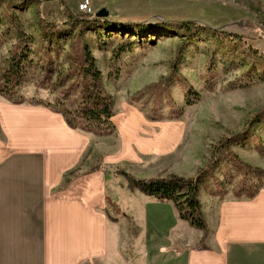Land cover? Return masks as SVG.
Segmentation results:
<instances>
[{
    "label": "rangeland",
    "instance_id": "obj_1",
    "mask_svg": "<svg viewBox=\"0 0 264 264\" xmlns=\"http://www.w3.org/2000/svg\"><path fill=\"white\" fill-rule=\"evenodd\" d=\"M86 1L90 12L79 8ZM102 9L108 17H97ZM13 17L31 40L21 84L7 86L1 78L18 38ZM41 22L57 41L47 40ZM188 22L196 25L190 32L181 25ZM80 46L90 49L114 100L115 130L84 132L92 145L78 173L105 177V212L127 239H149L153 220L173 214L174 228L183 220L171 202L131 190L121 171L192 178L212 164L200 191L206 205L264 190V0H0V90L7 87L0 98L63 109L65 91L80 83L68 74ZM225 138L229 147L212 158Z\"/></svg>",
    "mask_w": 264,
    "mask_h": 264
},
{
    "label": "crops",
    "instance_id": "obj_2",
    "mask_svg": "<svg viewBox=\"0 0 264 264\" xmlns=\"http://www.w3.org/2000/svg\"><path fill=\"white\" fill-rule=\"evenodd\" d=\"M89 139L44 106L0 98V264H264V190L208 205L200 194L204 248L173 214L149 239H127L105 212V177L78 173Z\"/></svg>",
    "mask_w": 264,
    "mask_h": 264
},
{
    "label": "trees",
    "instance_id": "obj_3",
    "mask_svg": "<svg viewBox=\"0 0 264 264\" xmlns=\"http://www.w3.org/2000/svg\"><path fill=\"white\" fill-rule=\"evenodd\" d=\"M72 18L75 20H83L77 18L76 15H72ZM83 18L88 20L89 16H84ZM13 21L18 34L17 44L11 56L9 70L1 78V80L4 79L6 81L7 86L10 84H21L19 80L24 71L23 65L28 60L26 52L28 42L31 40V37L23 31L15 17H13ZM181 25L187 32H190L196 27V25L190 22ZM41 27L46 31L48 41L58 40L56 34L52 30L49 31L47 26L42 24V22ZM214 34L217 33L214 32ZM124 52L125 46L123 45L113 52L111 59L112 68L115 67ZM71 59L72 65L68 74L78 77V82L80 83L70 85L65 91L61 99L63 109H54L52 111L61 114L71 129L94 133L96 135H105L113 132L115 130L113 123L114 100L104 88L101 72L96 67V59L86 46L73 47ZM62 83H65V79ZM74 87L77 89L73 92ZM6 88L4 87L0 90V93L5 96V93H7ZM76 95L77 97H73ZM72 97L73 99H71ZM67 104L70 107H67ZM260 114H257L253 119L246 122L248 128L253 125L256 117ZM230 143L231 139L225 138L220 145L214 146L212 158L216 157L217 150L228 148ZM208 167L200 169L198 174L192 178L168 174L151 179H139L124 171H121L119 175H123L127 179L131 190L136 189L145 196L155 198L160 202H171L179 212L181 220L188 222L191 227L203 232L199 247L204 248V240L209 232V228L199 196L201 186L204 184L207 174L214 170V165L209 164Z\"/></svg>",
    "mask_w": 264,
    "mask_h": 264
},
{
    "label": "water",
    "instance_id": "obj_4",
    "mask_svg": "<svg viewBox=\"0 0 264 264\" xmlns=\"http://www.w3.org/2000/svg\"><path fill=\"white\" fill-rule=\"evenodd\" d=\"M108 15H109V12L107 9H102L101 11L97 13L98 18H106L108 17Z\"/></svg>",
    "mask_w": 264,
    "mask_h": 264
},
{
    "label": "built area",
    "instance_id": "obj_5",
    "mask_svg": "<svg viewBox=\"0 0 264 264\" xmlns=\"http://www.w3.org/2000/svg\"><path fill=\"white\" fill-rule=\"evenodd\" d=\"M79 8H80V10L81 11H89L90 12V8H89V2L88 1H86L85 3H83V4H81L80 6H79Z\"/></svg>",
    "mask_w": 264,
    "mask_h": 264
}]
</instances>
